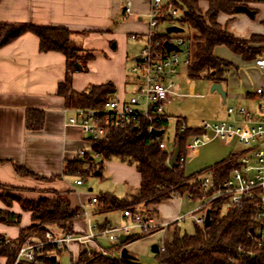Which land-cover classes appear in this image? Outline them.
<instances>
[{"label": "crops", "instance_id": "1", "mask_svg": "<svg viewBox=\"0 0 264 264\" xmlns=\"http://www.w3.org/2000/svg\"><path fill=\"white\" fill-rule=\"evenodd\" d=\"M238 1L254 11V18L246 14L221 13L218 16L219 23L228 33L240 40L264 35V0ZM141 2L142 0H1L0 24L68 29L72 34V43L82 50L80 55L93 57L88 62L89 72L76 71L72 74V89L82 92L90 86L112 82L117 88L116 99L127 102L137 89L136 80L131 84L132 87L127 83V62H134L140 54L136 51L137 44L131 46L128 40L130 41L133 34L144 35L148 32L147 16L151 4L150 0H147L146 6ZM128 5L131 6V14L126 18L125 9ZM201 6L205 13L208 9L207 3L202 2ZM39 46L38 37L26 33L0 48V184L15 188V196L29 201L44 197L53 198V192H70L74 210L88 208L95 212L94 220L98 223L111 227L119 226L112 224L110 216L120 213L119 217L124 221V211L98 213V205H91V200L101 193L92 194L93 188H83L84 179L64 174L66 162L83 159L85 156L80 154L81 151L91 154L93 143L79 126L67 125L69 119L75 116L76 109L69 108L65 98L57 94L59 84L67 77L66 56L59 52L42 53ZM214 55L231 65L224 68L223 81L220 83L226 93V99L223 100L220 95L219 98L212 96L216 115L210 122L232 121L234 116L227 114L228 108H245L255 118L260 117L261 108H264V93L258 94L257 91H264V66L257 65L256 62L261 57L248 62L225 46L216 47ZM181 84L182 82L177 83V89ZM130 88L131 93L128 91ZM186 95L196 97L195 87H190ZM29 110L42 112L44 124L40 130L26 128ZM181 118L185 119L190 127L198 125L189 123L186 117ZM243 152L245 148L237 143L234 150L224 159ZM104 166L110 188H126L127 192L139 189L141 176L135 168L117 161H106ZM16 167L26 168L37 178L20 176ZM78 179L83 181L82 185L75 184ZM127 195L117 196L123 198ZM184 197H174L147 208L146 211H149L158 226L152 233L167 232L171 224L185 221L188 216L198 213L207 201L198 200L200 205L196 210L183 216L182 210L186 204ZM0 209L21 214V227L31 224V214L23 212L17 202L7 206L0 200ZM86 229L87 223L83 218L74 224V232L77 234L85 232ZM0 234L16 240L19 227L0 223ZM102 238H98L91 247L96 249L98 245L105 248L101 242ZM60 252L69 253L72 264V261L78 260L79 255L85 252V247L72 243L69 250ZM111 256L116 257L114 254ZM55 257L58 261L56 254ZM5 263L6 259L0 258V264Z\"/></svg>", "mask_w": 264, "mask_h": 264}, {"label": "trees", "instance_id": "2", "mask_svg": "<svg viewBox=\"0 0 264 264\" xmlns=\"http://www.w3.org/2000/svg\"><path fill=\"white\" fill-rule=\"evenodd\" d=\"M172 1L181 7L182 16L176 19H162L161 22L168 21L171 25H178L195 32L194 37L190 38L191 59L186 67L190 80L209 79L214 83L223 81L224 68L231 64L214 55L215 48L219 46L227 47L248 62L264 57V35H254L249 40H240L228 33L218 21L221 13L235 14L236 7L242 4L240 1ZM253 1L261 2L262 0ZM202 2L208 5L205 13L201 6ZM26 33H32L38 37L40 52H59L66 56L67 77L59 84L57 94L65 98L69 108L101 109L108 101L116 99L117 88L112 82L90 86L82 92L72 89V74L76 71H87L88 62L93 57L80 55L82 50L72 43V34L68 29L0 24V48ZM167 37V34H160L155 39L159 50L163 49V43ZM76 64L79 66L77 67ZM43 124L42 112L34 110L27 112L26 128L28 130H40ZM183 125L186 127L182 132ZM168 126L167 115H162L160 119L153 122L141 118L138 122L124 123L120 126L107 125L106 135L93 143L92 153L86 154L83 159L66 162L64 174L82 179L91 175L95 176L96 172L102 176L105 161L112 158L129 160L136 165V170L141 176V185L137 193L123 198H119L114 193H101L97 197V212L100 214L125 210L149 213L146 211L149 206L158 205L174 197H184L187 194L195 200H210L216 193L218 185L229 180L234 170L241 166L238 162L240 155H233L210 168L187 175L184 166L179 164L174 168L169 166L173 153L161 149L160 143L151 133L153 129L166 131ZM199 133H201L200 129L188 126L185 119L181 117L176 119V143H180L181 155L185 153L189 138ZM96 158H100V162H96ZM16 172L23 177L37 178L26 168L16 167ZM205 177L212 179L211 188L203 186ZM15 191V188L0 184V200L7 206L17 202L23 212L31 214V224L21 227V214L0 209L1 224L19 227L18 238L9 239L10 243H6L8 238L0 234V258L6 259V264L15 257L17 250L27 239L44 240L47 231H52L56 235L74 234V224L82 220L81 210L72 208L70 192H53V198L44 197L37 201H29L15 196L13 194ZM259 192V189L255 190L253 198H244L243 203L238 206L230 205L229 199L225 196L210 201L205 207L210 210V227L195 223L193 234L181 232L176 228L172 240L163 243L165 251L159 249L156 254L159 264H264V237L261 235L264 230V219H257V215L262 212L261 200L257 197ZM108 227V224L103 226V228ZM148 235L150 234L132 236L128 242ZM115 246L122 247L121 244ZM45 250L51 251L52 247ZM51 257L45 254L41 259L45 264H60L58 261L52 262ZM78 264L138 263L130 257L124 259L109 254L94 252L89 255L82 252L78 257Z\"/></svg>", "mask_w": 264, "mask_h": 264}, {"label": "built area", "instance_id": "3", "mask_svg": "<svg viewBox=\"0 0 264 264\" xmlns=\"http://www.w3.org/2000/svg\"><path fill=\"white\" fill-rule=\"evenodd\" d=\"M151 8L148 14V32L144 35L133 34L131 39L143 42L144 47L140 51V58L133 62L131 72L135 75L137 89L127 102L118 99L108 101L101 109H76L75 116L70 118L68 126H79L90 141L95 143L103 138L107 133V125L120 126L138 122L141 118L153 122L165 115V106L170 101L174 91L176 79L182 67H187L191 59L190 38H182L168 34L169 26H174L168 21L161 22L162 19L180 18L182 16L181 7L172 0H150ZM126 18L131 14V6L125 9ZM178 26V25H175ZM161 29V30H160ZM160 34H167L165 42L173 44L179 51L159 50L158 42L155 39ZM257 65L264 66V57L257 60ZM264 93L263 89L257 91ZM227 114L234 116L232 121H203L194 128H199L201 133L192 135L187 143L185 153L180 155L178 164L184 166L188 158H196L200 154L201 147L212 141H222L230 145L233 141L245 148V152L240 154L238 162L241 165L234 170L229 180L218 185L216 193L212 198L199 209L200 216H194L197 225H205L206 207L210 201L225 196L230 205H241L244 198H253L255 190L260 192L257 197L261 200L262 212L257 215L258 220L264 219V108H261V116L255 118L249 110L240 108H228ZM186 126L181 127V131ZM165 133V131H164ZM163 133V134H164ZM160 143V148L174 153L176 147V133L173 138V147L168 148L167 144L161 140V136H154ZM80 154L85 156V152ZM76 185H82L83 181L78 179ZM203 186L211 188L213 186L210 177L204 178ZM189 196V195H188ZM191 198V196H189ZM97 197H93L91 205H97ZM81 216L87 223L85 232L77 234H54L47 231L45 239H27L17 250L15 257L8 264H44L41 257L45 254L55 256L60 251L70 249L72 243H79L85 247V252L89 255L97 252L107 255L105 248L97 245L96 249L91 247L100 238H107L111 245L119 244L121 236L128 238L135 235L151 234L158 228L155 220L147 212H123L124 224L119 226L103 228L104 225L94 220L95 212L88 208L81 210ZM264 237V230L261 233ZM6 243H10L7 239ZM52 250H45L48 247ZM160 251H165L163 243ZM46 252V253H45ZM45 253V254H44ZM7 262V261H6ZM6 264V263H5ZM78 264V260L72 261Z\"/></svg>", "mask_w": 264, "mask_h": 264}, {"label": "rangeland", "instance_id": "4", "mask_svg": "<svg viewBox=\"0 0 264 264\" xmlns=\"http://www.w3.org/2000/svg\"><path fill=\"white\" fill-rule=\"evenodd\" d=\"M141 4L143 6L147 5V0H142ZM242 15V14H239ZM161 30V29H160ZM174 36L182 37V38H191L194 37L195 32L190 31L188 29H184L183 33H174ZM129 44L136 45V51L140 52L144 47L143 42H137L134 40H128ZM134 42V43H133ZM126 66V80L129 84V87H132L131 84L136 80L135 75L131 72V67L133 62L128 60ZM78 67L79 64H76ZM83 73L89 72V68L87 71H80ZM177 83L182 82V84L177 89V83L174 88V91L177 93L171 96V100L166 104V113L169 117V126L163 135V140L167 144L168 148L171 149L173 147V138L176 133V118L178 117H186L189 123L192 124H200L203 121H212L215 119V111L216 107L212 101V96L215 95L219 98L218 93H211V87L214 84L212 80L209 79H201L192 81L189 79L187 75V70L185 67L180 69L179 75L176 79ZM194 86L197 92L196 97H191L186 95L189 92L190 87ZM132 89L130 88L128 91L131 93ZM181 93V94H180ZM237 145V141H233L230 145H226L224 142L216 140L203 145L200 150V154L196 158H188L186 163L184 164V169L187 175H191L202 170L207 169L215 165L218 161L224 159ZM96 162H100V158L95 159ZM122 162L136 169V165L129 160H121L119 158H112L107 162ZM106 162V161H105ZM106 166L102 171V176H94L84 178V187L85 189L93 188L92 194L99 195L100 193H105L108 191H112L117 195L122 194H134L137 193V190L126 191V188H122L121 190H116L110 188L111 184L106 174ZM188 195V194H187ZM186 204L183 207L182 214L192 213L196 210V208L200 205V201L195 199H189L187 196L184 197ZM202 215V212H198L196 214H192L188 216L186 219L180 220L176 222V224L172 225L169 230L165 233L154 232L146 237H142L133 242H128L122 247L113 246L110 244L107 238H102L101 242L103 246L106 248V252L110 255H115L116 257H121L122 251L132 257V259L138 264H159L156 255L152 251L153 245H161L162 243L171 241L174 235V232L177 229H180L181 232H187L188 234H193L195 230V221L194 216ZM120 213L111 214V220L113 225H122L124 221L119 217ZM101 221L102 219L99 218ZM101 254V253H99ZM57 260L60 264H71V255L67 252H63L62 254H58ZM45 264L44 260H42Z\"/></svg>", "mask_w": 264, "mask_h": 264}, {"label": "water", "instance_id": "5", "mask_svg": "<svg viewBox=\"0 0 264 264\" xmlns=\"http://www.w3.org/2000/svg\"><path fill=\"white\" fill-rule=\"evenodd\" d=\"M235 13L237 14H246L247 16H249L250 18H254V11H252L248 6L246 5H238L235 9ZM166 32L168 34H173V33H183L184 32V28L180 27V26H169L166 30ZM164 47L166 49L167 52H171V51H179V49L177 47H175L173 44L171 43H168V42H165L164 43ZM140 58V56H137L135 58V60H138ZM211 91L212 92H217L222 98L223 100L226 99V93L225 91L223 90L222 88V85L220 83H214L212 85V88H211ZM152 135L153 136H161L163 135L164 131L163 130H156V129H153L151 131ZM181 155V150H180V143L177 142L176 144V147H175V151L173 153V156L171 157L170 161H169V166L174 168L178 165V160H179V157ZM96 176H99L100 173L99 172H96L95 174ZM211 225V214H210V210H207L206 211V215H205V227H210ZM128 241V237L127 236H121L120 239H119V244L121 245H124L126 244ZM152 251L154 253H158L159 252V248H158V245H154L153 248H152ZM122 258L124 259H128L129 257L124 253L122 252ZM51 261L52 262H56V257L55 256H52L51 257Z\"/></svg>", "mask_w": 264, "mask_h": 264}]
</instances>
